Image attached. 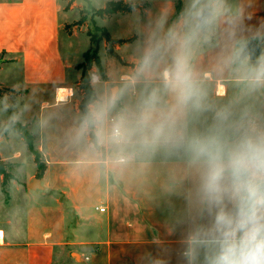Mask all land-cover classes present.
Instances as JSON below:
<instances>
[{"label":"crops","instance_id":"1","mask_svg":"<svg viewBox=\"0 0 264 264\" xmlns=\"http://www.w3.org/2000/svg\"><path fill=\"white\" fill-rule=\"evenodd\" d=\"M223 1L229 2H201L195 13L222 6ZM67 3L0 0V107L5 110L0 127L10 125L0 135V156L14 164L29 153L34 156L20 131L18 146L11 147L8 155L1 146L11 143L16 134L12 130L21 124L46 161L41 178L26 174L21 180L29 201L25 231L10 235L0 226V264H203V250L190 255L189 239L194 226L205 222L207 212L196 196L197 174L183 154L135 145L121 150L98 141L95 128V143L89 129L83 130L81 74L76 86L69 81L71 67L80 72L77 66L83 61L74 63L62 49V31H67L69 46L79 35L77 28L67 29L79 20ZM131 3L139 7L95 17L113 38L132 39L116 45L121 61L107 53L105 39L99 45L104 76L92 81L98 99L90 109L114 92L118 95L105 127L111 125V117L135 113L152 90L161 92L165 104L173 102L163 81V71L175 53L170 34L197 30L191 51L193 69L200 83L216 85L220 97L227 94L229 82L241 79L242 75H233L238 48L243 51V43L264 38V0H234L233 9H219L216 15L210 9L202 30L195 13L185 15L184 0ZM115 20L122 26L120 33L112 29L110 21ZM154 47L162 49V58L145 71L143 57ZM16 95L14 104L7 101ZM35 179H39L37 190L31 188Z\"/></svg>","mask_w":264,"mask_h":264},{"label":"clouds","instance_id":"2","mask_svg":"<svg viewBox=\"0 0 264 264\" xmlns=\"http://www.w3.org/2000/svg\"><path fill=\"white\" fill-rule=\"evenodd\" d=\"M195 15L197 27L203 28L208 16ZM196 39V29L169 36L175 53L163 81L171 104L164 103L159 90H152L135 113L122 114L105 127L118 99L114 92L85 116L83 130L94 127L98 141L121 150L135 145L183 154L197 174L196 196L207 212L205 222L192 230L190 255L203 250V264H264V121L237 120L230 104L209 103L191 62ZM161 58L160 47L150 48L142 69L152 70ZM241 80L250 92L264 89V59L248 68ZM207 111L213 113V124L203 131L193 128V116Z\"/></svg>","mask_w":264,"mask_h":264},{"label":"rangeland","instance_id":"3","mask_svg":"<svg viewBox=\"0 0 264 264\" xmlns=\"http://www.w3.org/2000/svg\"><path fill=\"white\" fill-rule=\"evenodd\" d=\"M128 2L131 1H146V0H126ZM210 0H184V13L187 17L190 15H193L196 12V9L198 5L201 2H207ZM229 2H222L219 4V7H211L208 6L209 11L210 9H213L214 15H216V12L219 9H233L234 8V0H228ZM67 7L72 8L74 12H77L79 14V20L81 19V10H85L87 12V20L83 24H77L78 20H73L72 23H70L67 26V29H69L71 32L74 29H78V37L73 38V44L72 46H69L68 44V37H67V31H62L61 37H62V49L65 54V56L70 57V59L75 63H79L84 60V52L88 50L91 46L90 43V37L88 36V30H91L92 32L96 33L95 24L92 21V13L93 9L90 6V3L93 7L99 9L103 8L108 0H67ZM178 2H181V0H178ZM224 4V5H223ZM118 20L110 21L111 26H113V31L115 33H120L123 30L121 29V25L119 24L117 26ZM239 25H242L241 20H238ZM207 26V25H206ZM190 27V24H189ZM191 28V27H190ZM208 28H210V23L208 24ZM86 32H85V31ZM202 30V28H201ZM98 36H100V32L98 33ZM258 43L261 45L263 51L262 54L259 55V57L253 62L249 59L242 58V52L241 48H238L236 57H235V68L233 71V75H242L244 72L248 70V68L255 66L261 59H264V38L258 40ZM101 56H105V50L101 48L100 50ZM79 73L81 74L82 71L78 72L76 67H71L69 70V81L72 83L73 86H76V82L78 81ZM97 74L100 77V70L94 66L90 70V76L92 77V74ZM127 78H122V80H125ZM92 82V80H91ZM203 88L205 89L207 93V98L210 104L213 105H224V104H230L233 108L234 112V118L237 120H240L243 117L247 118H258L261 121H264V89L256 90L255 92L248 91L244 84L242 83L241 79H236L231 82H229L228 85V91L227 94L223 97H220V94L218 91H216V85L214 83L210 82H204L200 83ZM101 84H97V88L100 92H103V88L101 87ZM16 96H12L11 100L7 101L11 104H14V100L17 99ZM9 107V106H8ZM11 110L14 109V107H10ZM3 108L0 107V117L4 115ZM5 111V110H4ZM13 125V123L11 122ZM213 124V113L211 111L200 113L199 115H195L192 118V127L196 130L203 131L210 127ZM31 131L34 132V128H31ZM36 131V129H35ZM12 141L9 145L8 143H1V146L4 150L5 155L9 154V151L11 147L18 146V137L19 130L13 129ZM38 143V142H37ZM34 155V154H33ZM42 156V161L44 162L45 168H46V161L45 158ZM35 155L32 156L30 153L28 154V157H24L22 161H18L16 164L13 162H10L9 160L2 159L0 156V226L3 227L8 234L12 235L11 232L15 231L20 234V232H24L26 229V220H25V204L27 201L24 190L21 186V180L28 174V177L31 178H40L38 176L39 168L38 165H36ZM4 170V173L1 172V170ZM38 172V173H37ZM6 176L8 179H6ZM27 178V176H26ZM35 198H41L39 194L33 193ZM19 205L18 207V215H16V208L14 206ZM14 206V209H13Z\"/></svg>","mask_w":264,"mask_h":264},{"label":"trees","instance_id":"4","mask_svg":"<svg viewBox=\"0 0 264 264\" xmlns=\"http://www.w3.org/2000/svg\"><path fill=\"white\" fill-rule=\"evenodd\" d=\"M90 6L93 9L92 21L94 23H96L95 22L96 16H100V17L112 16L115 13L130 12L139 7L138 4L126 2L124 0H109L103 8H99V9L94 8L91 5V3ZM81 16L82 17L80 20H78L77 24H83L87 20V12L85 10H81ZM95 29H96V33L92 32L91 30H88L87 32L91 38L92 46L84 53L83 62H81L77 66L82 71L80 80L78 82V89L83 95L79 104V108L84 118L91 111L90 105L98 99L95 89L92 86L90 70L94 66H96L100 70V73L104 76V68L101 62V58L99 56V45L101 40L103 39L106 40L107 53L111 57L120 61L121 58L115 49L116 45L132 40V39L125 40V39L113 38L105 27L99 26L97 24H95ZM99 32H100V36H98ZM16 126L17 129L20 131L21 136L24 138L28 149L31 152H33V154L35 155V160L39 168L38 176L41 178L45 170V165L44 162L42 161L41 153L34 146L33 135L30 133V131L27 129L26 126H23L21 124H16ZM89 131L91 135V140L95 143L94 127H90ZM96 146L97 148H99L98 145ZM1 172L4 173V170L2 169ZM6 179H8L7 176Z\"/></svg>","mask_w":264,"mask_h":264},{"label":"water","instance_id":"5","mask_svg":"<svg viewBox=\"0 0 264 264\" xmlns=\"http://www.w3.org/2000/svg\"><path fill=\"white\" fill-rule=\"evenodd\" d=\"M202 13L206 14L208 16V19L211 16V12L207 9L203 10ZM242 48V58L249 57L250 60L253 62L259 57L260 54H262L263 51L261 45L255 40H249L248 42L243 43ZM8 128H10V125H4L0 127V135L3 134ZM38 182L39 179H35L34 182L31 184V188L37 190L36 186Z\"/></svg>","mask_w":264,"mask_h":264},{"label":"built area","instance_id":"6","mask_svg":"<svg viewBox=\"0 0 264 264\" xmlns=\"http://www.w3.org/2000/svg\"><path fill=\"white\" fill-rule=\"evenodd\" d=\"M99 78H100L99 75H97V74L94 73V74H92L91 80H92V81H96V80H98ZM113 120H115V118H114V117H111L110 120H109L110 123H111ZM101 210H104V208L102 207Z\"/></svg>","mask_w":264,"mask_h":264},{"label":"bare ground","instance_id":"7","mask_svg":"<svg viewBox=\"0 0 264 264\" xmlns=\"http://www.w3.org/2000/svg\"><path fill=\"white\" fill-rule=\"evenodd\" d=\"M221 90H223L222 87H220V91H221ZM1 239H2V238L0 237V240H1Z\"/></svg>","mask_w":264,"mask_h":264}]
</instances>
